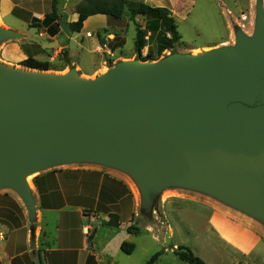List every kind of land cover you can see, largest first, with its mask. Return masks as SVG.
I'll return each mask as SVG.
<instances>
[{
  "label": "water",
  "instance_id": "95a60500",
  "mask_svg": "<svg viewBox=\"0 0 264 264\" xmlns=\"http://www.w3.org/2000/svg\"><path fill=\"white\" fill-rule=\"evenodd\" d=\"M10 38L20 35L0 27V43ZM72 163L129 174L145 213L151 193L180 186L264 223L262 8L252 41L199 56L137 57L95 79L0 63V190L15 191L32 221L26 178Z\"/></svg>",
  "mask_w": 264,
  "mask_h": 264
},
{
  "label": "rangeland",
  "instance_id": "374dc122",
  "mask_svg": "<svg viewBox=\"0 0 264 264\" xmlns=\"http://www.w3.org/2000/svg\"><path fill=\"white\" fill-rule=\"evenodd\" d=\"M82 1L58 0V10L62 20L76 21L78 19L76 10ZM184 2L187 11L177 17L181 43L171 51H162L157 37L148 34L147 46L139 55L135 49L136 27L128 18L120 23L109 24L108 21L100 22L96 17H92L85 23L81 33H69L63 26L59 34L50 36L39 21H42L46 14L51 13V0H0V27L20 35L19 39L10 38L0 43V63L17 71H38L27 68L23 63L28 57H32L51 64L52 70L46 72L66 74L75 71L81 78L95 79L120 62L133 61L137 57L143 61L149 54L154 58L159 57L160 60L169 56L172 51L180 55L199 56L206 51L195 52L193 49L237 47L240 38L251 41L254 39L259 8H262L264 15V0H194L193 2L185 0ZM137 20L144 30V20L141 17ZM108 32L116 34L117 37L110 35L106 38ZM99 35L105 40L104 45ZM73 166H77L79 170L91 168L100 170L103 174L115 171L127 176L133 188L132 192L138 197L142 206L138 184L129 174L118 169L94 163H72L51 170ZM161 195L166 196V199L167 197L177 199H171L165 205V209H162ZM150 196L152 208L150 211L146 210V214H142L141 220L150 223L154 233H149L144 230V226H140L138 250L130 257L129 264H146L159 249L162 255L155 264H187L171 251L182 246L191 249L205 264H254L252 258L242 257L226 249L212 232L208 223L210 212L203 206L204 202L211 198L209 194L180 186H168L160 193H151ZM154 210L158 213H153ZM160 211L165 212L166 217L159 213ZM155 218L157 219L154 220ZM168 225L173 232L169 249L165 247L167 234L170 232ZM135 226L133 224L132 228ZM165 249L168 252L166 254ZM122 256L128 258L127 255ZM260 259V264H264V250ZM119 262L125 264L124 261L119 260Z\"/></svg>",
  "mask_w": 264,
  "mask_h": 264
},
{
  "label": "crops",
  "instance_id": "0c3cea01",
  "mask_svg": "<svg viewBox=\"0 0 264 264\" xmlns=\"http://www.w3.org/2000/svg\"><path fill=\"white\" fill-rule=\"evenodd\" d=\"M128 1L166 8L176 24L178 15L187 11L185 0ZM95 17L100 22L108 21L105 16ZM211 48L193 50L210 51ZM31 189L36 206L32 221L15 191L0 192V232L6 235L0 242V264H121L119 260L129 264L130 257L138 250L140 226L154 233L151 224L141 220L146 213L133 194L130 181L118 172L103 174L91 168L79 170L77 166L44 170L32 178ZM165 197L160 196L162 209L171 199H177ZM203 206L210 212L208 223L212 232L224 247L260 264L264 223L213 197ZM159 213L166 217L165 212ZM111 216L118 217V228L108 225ZM168 227L172 235L170 225ZM124 243L134 245L131 254L123 252ZM160 252L159 249L153 255ZM164 253H168L166 249Z\"/></svg>",
  "mask_w": 264,
  "mask_h": 264
},
{
  "label": "trees",
  "instance_id": "16d2710c",
  "mask_svg": "<svg viewBox=\"0 0 264 264\" xmlns=\"http://www.w3.org/2000/svg\"><path fill=\"white\" fill-rule=\"evenodd\" d=\"M52 11L44 16L42 21H39L42 27L50 36H56L60 33L61 28L65 26L69 33H81L85 23L92 17L105 16L110 23H120L125 19H129L135 24L136 39L135 49L141 55L142 51L147 46V35L157 37L158 44L162 47V51H171L175 49L182 41V37L178 31V26L171 17V12L166 8H153L143 2H133L128 0H83L77 7L76 14L78 19L73 22L62 20L58 10V0H51ZM141 17L145 22V29L138 23V18ZM116 34L108 32L106 38ZM101 43L104 45L105 40L99 35ZM152 55H148L143 61H157ZM24 65L29 69L38 71H50L52 66L50 63L42 62L32 57L25 60ZM119 219L117 216L109 218L108 225L111 227H119ZM122 250L126 254H131L134 250V245L124 243ZM175 255L187 264H205V262L197 257L191 249L187 247H178L174 249ZM161 253L153 255L146 264H155L161 257Z\"/></svg>",
  "mask_w": 264,
  "mask_h": 264
},
{
  "label": "bare ground",
  "instance_id": "6f19581e",
  "mask_svg": "<svg viewBox=\"0 0 264 264\" xmlns=\"http://www.w3.org/2000/svg\"><path fill=\"white\" fill-rule=\"evenodd\" d=\"M207 52V51H206ZM35 176V174H32V175H30V176H28L27 178H26V181H27V183H28V185H29V187H31V178L32 177H34Z\"/></svg>",
  "mask_w": 264,
  "mask_h": 264
},
{
  "label": "built area",
  "instance_id": "2783aa9c",
  "mask_svg": "<svg viewBox=\"0 0 264 264\" xmlns=\"http://www.w3.org/2000/svg\"><path fill=\"white\" fill-rule=\"evenodd\" d=\"M5 237H6L5 233L0 232V242L1 241H4L5 240Z\"/></svg>",
  "mask_w": 264,
  "mask_h": 264
}]
</instances>
